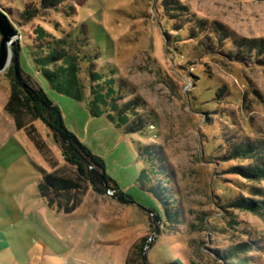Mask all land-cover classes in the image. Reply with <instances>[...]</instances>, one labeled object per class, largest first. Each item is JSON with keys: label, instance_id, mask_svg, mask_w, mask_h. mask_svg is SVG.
<instances>
[{"label": "rangeland", "instance_id": "obj_1", "mask_svg": "<svg viewBox=\"0 0 264 264\" xmlns=\"http://www.w3.org/2000/svg\"><path fill=\"white\" fill-rule=\"evenodd\" d=\"M41 2L0 0L18 31L0 72V131L11 119L6 71L16 49L32 84L112 182L93 187L80 177L41 121L33 126L42 154L24 131L14 127L6 140L0 132V264H222L214 249L240 245L251 264H264V219L229 205L264 182L231 171L251 160L226 158L241 143L264 149V0H60L47 9ZM26 8L39 11L30 22L19 18ZM40 27L78 57L84 101L57 92L37 70L29 49ZM95 72L115 78L120 106L137 102L132 118L145 121L141 132L118 128L110 109L92 115ZM146 148L164 175L140 158ZM52 174L79 185L68 193L82 199L73 213L40 197L39 180ZM152 185L175 196L177 222H158Z\"/></svg>", "mask_w": 264, "mask_h": 264}, {"label": "trees", "instance_id": "obj_2", "mask_svg": "<svg viewBox=\"0 0 264 264\" xmlns=\"http://www.w3.org/2000/svg\"><path fill=\"white\" fill-rule=\"evenodd\" d=\"M59 1L42 0L41 3L43 9H47L57 7ZM0 9L3 11L2 7ZM4 13L10 17L7 11ZM38 14L37 9L26 8L19 15V18L21 16L24 21L30 22ZM35 34L36 38L32 41L33 48L29 49V55L37 70L57 92L65 94L78 102L84 101L83 87L79 78L81 69L78 57L69 54L65 46L61 45V41L53 42L51 34L43 27L38 28ZM251 48L249 46V49ZM259 49L261 51V48ZM6 76L10 80L11 94L4 106V111L12 117L17 130L24 131L35 148L42 154L43 143L33 126L34 122L41 121L51 133L53 140L59 145L65 161L77 169L80 177L88 181L93 187H95L97 181L101 185L108 186L109 182L112 181L105 174L102 159L93 155L76 135L66 128L60 109L45 91L42 88H36L33 85L34 83L32 84L31 78L25 74L20 64V54L16 49L14 50L12 64L6 71ZM114 80L115 78H107V76L100 73L95 72L92 74V85H95L91 88L93 97L89 102L92 115L100 117L107 113V109H110L117 116L108 114L109 119L118 128L125 127L128 133L141 132L145 121L132 118V116L138 115V112L135 111L137 102L132 101L120 106L116 100L117 92L115 93ZM146 149L148 150L145 152L139 151L140 158L148 162L154 174L162 175V169L153 170V167L157 164L154 158L155 154L152 155L149 148ZM234 157L251 160L248 165L233 167L231 171L234 174L248 182H264V149L262 144L241 143L240 145H233L226 158ZM88 166H94L101 171H87ZM76 188H79L78 184L60 178L56 174L42 175L38 183L40 197L46 200L48 206L66 214L73 213L82 204V199L78 195L73 197L68 195L70 190H76ZM116 189L119 190L117 186ZM148 190L160 203L162 209V215H156L158 222H162V219L173 223L177 222L179 213L178 215L175 214L171 209L172 207H170L174 205L175 196L172 194L167 198L164 193L165 190L163 192L160 187L156 188V185L150 186ZM247 196L231 202L230 207L250 211L264 219V189L252 186L250 191H247ZM121 198H126L123 193L120 194ZM248 250L247 245H240L229 250L214 249V253L222 264H249L251 259L247 255ZM126 264H133V262L128 258ZM142 264H146L145 260ZM168 264L184 263L180 260H174Z\"/></svg>", "mask_w": 264, "mask_h": 264}, {"label": "water", "instance_id": "obj_3", "mask_svg": "<svg viewBox=\"0 0 264 264\" xmlns=\"http://www.w3.org/2000/svg\"><path fill=\"white\" fill-rule=\"evenodd\" d=\"M0 72L10 63L11 47L17 46L18 31L8 16L0 9Z\"/></svg>", "mask_w": 264, "mask_h": 264}, {"label": "crops", "instance_id": "obj_4", "mask_svg": "<svg viewBox=\"0 0 264 264\" xmlns=\"http://www.w3.org/2000/svg\"><path fill=\"white\" fill-rule=\"evenodd\" d=\"M0 113H2L1 110H0ZM2 115H3V113L1 114V116ZM5 118H6L5 119L6 120L5 124L7 125V128H5V131H3V129H2V131H0L1 133H3V135H5V136H3L4 137V140H6L7 134L9 132L12 133V130L14 129V127L16 128L15 123H14V120L12 119V117H11V119H9L8 117H5Z\"/></svg>", "mask_w": 264, "mask_h": 264}]
</instances>
